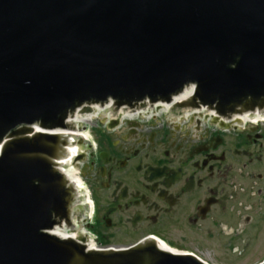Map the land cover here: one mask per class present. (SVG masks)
Segmentation results:
<instances>
[{"label":"water","instance_id":"water-1","mask_svg":"<svg viewBox=\"0 0 264 264\" xmlns=\"http://www.w3.org/2000/svg\"><path fill=\"white\" fill-rule=\"evenodd\" d=\"M190 85L174 108L264 110V0H0V264H204L151 240L86 252L47 233L78 209L57 168L68 119Z\"/></svg>","mask_w":264,"mask_h":264},{"label":"flooded vegetation","instance_id":"flooded-vegetation-1","mask_svg":"<svg viewBox=\"0 0 264 264\" xmlns=\"http://www.w3.org/2000/svg\"><path fill=\"white\" fill-rule=\"evenodd\" d=\"M98 112L78 129L88 140L75 141L72 166L99 240L127 247L153 235L200 256L212 241L242 258L264 238V111L183 122Z\"/></svg>","mask_w":264,"mask_h":264},{"label":"bare ground","instance_id":"bare-ground-1","mask_svg":"<svg viewBox=\"0 0 264 264\" xmlns=\"http://www.w3.org/2000/svg\"><path fill=\"white\" fill-rule=\"evenodd\" d=\"M187 94L185 93V98L187 97ZM98 111H103L102 112L103 114H105L106 116L109 114V116L112 117V118L115 117V115H117V114H114L112 112L111 108H107V109L101 110L98 107L97 109H93L90 114H81L79 116H76L73 120H70L69 122H67V125H69V126L75 124V131H73V130H64L65 133L62 131V134L63 133L64 134L71 133V135L73 137V140L87 138V135L85 133L84 134L83 133H79L77 130L79 129V127L82 124L89 123L91 120H93L96 117V115L98 113H101V112H98ZM123 113L124 112H122L121 114H123ZM33 131H35V130L33 129ZM0 150H1V146H0ZM78 151H79L78 148L76 149V147H70L69 148L70 160L60 161L59 163L61 165L60 168H61V171L63 172V175L74 186V188L77 191V193H78V195L80 197V200H81V197H82L81 184H80L79 180L77 179L76 172H74V170L71 169V161H72V159H74L75 155L78 154ZM82 202H83L84 205H86V201L83 198H82ZM54 233H55V236H57L59 239H65L67 237H70L69 235L66 234V231L65 232H63V231H55ZM158 246L162 250L174 253V250H172L170 247H168L167 245H165V244H163L161 242H158Z\"/></svg>","mask_w":264,"mask_h":264},{"label":"rangeland","instance_id":"rangeland-1","mask_svg":"<svg viewBox=\"0 0 264 264\" xmlns=\"http://www.w3.org/2000/svg\"><path fill=\"white\" fill-rule=\"evenodd\" d=\"M260 228L264 230V224ZM172 247L185 251L176 246ZM217 247L219 246H216L212 241H202V246L199 250L202 254L201 257L207 261L210 260L219 264H259L264 258V238H261L260 235L252 242L251 248L248 250V255L246 254L242 258L232 257L226 250L222 251Z\"/></svg>","mask_w":264,"mask_h":264},{"label":"built area","instance_id":"built-area-1","mask_svg":"<svg viewBox=\"0 0 264 264\" xmlns=\"http://www.w3.org/2000/svg\"><path fill=\"white\" fill-rule=\"evenodd\" d=\"M90 243H91L92 247H94L96 245L95 242H94V240H93V238L90 239Z\"/></svg>","mask_w":264,"mask_h":264},{"label":"trees","instance_id":"trees-1","mask_svg":"<svg viewBox=\"0 0 264 264\" xmlns=\"http://www.w3.org/2000/svg\"><path fill=\"white\" fill-rule=\"evenodd\" d=\"M103 243H105V242H103Z\"/></svg>","mask_w":264,"mask_h":264}]
</instances>
